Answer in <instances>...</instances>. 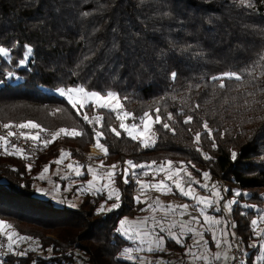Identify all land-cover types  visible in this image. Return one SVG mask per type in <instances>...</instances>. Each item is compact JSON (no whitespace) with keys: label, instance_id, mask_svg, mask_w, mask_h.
<instances>
[{"label":"trees","instance_id":"1","mask_svg":"<svg viewBox=\"0 0 264 264\" xmlns=\"http://www.w3.org/2000/svg\"><path fill=\"white\" fill-rule=\"evenodd\" d=\"M251 2L253 8L240 0H0V46L8 48L11 57L0 56V122L15 125L31 120L54 131L82 130L83 136L57 139L69 147L72 159L82 162L73 148L88 152L95 144L93 126L77 115L59 89L114 91L136 117L128 123H138L145 111L157 106L165 119L166 112H172L175 134L156 124L155 145L145 148L119 129L115 113L98 110L104 127L97 128L105 133L101 143L109 153L100 159L105 165L120 164L118 170L127 160L190 161L192 174L199 177L208 171L212 181L224 182L229 190L224 200L231 199L235 190L249 193L238 197L229 213L237 225L235 232L247 246L255 212L243 205L264 206V91H260L264 88V0ZM25 45L33 48V55L21 66ZM9 71L12 77L7 76ZM173 71L175 80L170 78ZM231 72L243 79H225L224 89L211 79ZM195 104L200 107L194 109ZM84 111L89 117L97 114L91 105ZM185 115L194 117L191 124L183 123ZM204 120L213 129L215 148L202 128ZM109 125L117 127L121 136L110 132ZM197 131L202 133L199 145L193 142ZM232 151L237 153L235 160ZM59 155L58 148L33 162L20 155H0V220L39 241L41 247L30 252L39 264H133L119 258L133 242L115 229L120 219L140 216L144 204L135 202L129 183L124 184L120 176L116 178L120 207L102 214L97 209L106 199L104 194L85 193L74 201L76 188L86 176L76 178L70 191L64 190L68 180L53 178L61 185L59 194H53L55 199L36 191L42 185L39 173L45 165L52 168L55 164L50 162ZM28 164H32L30 171ZM165 247L164 256L171 252V241ZM7 258L29 262V254Z\"/></svg>","mask_w":264,"mask_h":264},{"label":"snow or ice","instance_id":"2","mask_svg":"<svg viewBox=\"0 0 264 264\" xmlns=\"http://www.w3.org/2000/svg\"><path fill=\"white\" fill-rule=\"evenodd\" d=\"M242 5L253 8L255 5L251 0H240ZM24 52L22 58L19 60L21 66L25 65L29 58L33 55V48L30 45L24 46ZM0 56L10 57V50L6 47L0 46ZM264 61V57H261ZM13 72L7 73L8 77H12ZM264 75V73H262ZM177 77L176 72L170 73V78L175 80ZM213 81H219L218 87L220 89L226 88L225 79L241 81L243 76L239 73L231 72L224 73L220 77L213 76ZM3 83V81H0ZM248 83H252L249 81ZM255 86V85H253ZM199 88V85L196 86ZM260 91H264L261 88ZM61 96H67L69 103L74 109H77V115H82V119L89 125L93 126V133L95 138V148L99 149V152L104 156H108V148L105 144L101 143V138L105 133L98 130L104 127V116L99 113L98 110H107L108 112L115 113V118L119 122V129L123 130L134 141H139L145 148L155 145V138L157 133L154 130V126L159 124L163 129L171 131L175 134L176 129L173 126L175 122V116L172 112H166V119L161 114V107L157 106L154 110L145 111L139 118V122L128 123L129 118L135 120V115L127 111L122 103V98L118 93L114 91H107L101 93L98 91H89L84 87L59 89ZM75 94V97L74 95ZM248 96H254L255 93L248 92ZM124 100L127 97L123 98ZM175 99V97H173ZM245 104L248 101L245 100ZM89 105L97 111L96 115L89 117L87 111L81 113L82 109L87 108ZM79 106V107H77ZM199 104L194 105V109H198ZM56 111H61L57 109ZM183 113V109H181ZM194 120L192 115H185L183 119L184 124H191ZM3 128L7 130L6 135H0V148L3 149V153L7 155H20L24 159L29 158V154L25 152L24 148L19 147L16 143H12L9 138L17 137L22 138L24 141H31L34 147H47L53 143L61 134L66 137L75 138L77 136H83L84 132L76 128L68 129L61 127L54 132H49L48 129L43 128L39 123L34 121H26L18 124H3ZM20 129L19 133L12 129ZM202 128L207 133L209 138L213 139V147H216L213 138V129L209 127L207 120L202 122ZM29 129L30 131H24ZM35 130V131H32ZM115 126L109 125V131L116 137L121 136V131ZM192 131L191 128L188 129ZM48 133L47 136L42 134ZM202 133L200 131L195 132L193 136V142L197 145L201 142ZM9 147L12 151H9ZM197 151H202L197 147ZM72 153L68 150L61 149L59 157L50 162L54 163L57 167L52 175H56L61 179L70 181L65 191H70L72 186L77 183L76 178H80L89 175L91 178L86 181L79 182V186L76 188L78 195L85 193H91L93 195L106 194L104 203L99 205L97 209L98 213L111 212L114 209L120 207L121 190L116 186V178L120 176L124 184L130 183V178H134L137 187V195L133 198L137 204L143 203L146 207L141 208V212L149 213L143 217H137L136 219H129L124 217L119 220L118 227L115 229L121 237L126 240L132 241L134 247H124L119 254V258L132 261L133 264H152L144 256H137L135 254L141 252H157L166 251V242L171 240L185 249L184 256L188 257L187 264H264V208L257 205L244 204L245 209L251 208L255 212L254 218L250 220V232L249 242L245 246L242 238H238L235 232L237 225L232 223L227 215L216 216L211 213L225 214L231 213L233 205L237 204L238 197L248 196L249 193H241L239 190L233 192L231 199L224 200L223 192L229 191L227 188L221 189L218 183L211 182L210 172L204 171L201 173L202 180L196 179L192 172L188 171V165L191 162L184 161L174 162L170 159L158 162L153 160L146 163H135L132 160L124 162L126 165L123 169L118 170L117 164L105 165L104 159H99L95 165L92 163L81 164L79 161L71 159ZM233 160L237 158L235 151L231 152ZM205 159H212L208 154H204ZM89 161L97 159L92 155L87 158ZM65 160H69L67 164H64ZM61 165H64V175L61 176ZM174 165H178L174 167ZM154 169V175L151 181H145L141 177L149 175V171ZM29 171L32 168V164L27 165ZM195 168V165H191ZM86 168V173L84 169ZM140 170V171H137ZM50 171V165H45L42 171L39 173L37 179L43 181L48 180V183L52 185L51 189L37 188L36 191L44 195H53L61 191V185L55 183L49 176H46ZM163 173V176L157 180V176ZM170 182V183H169ZM202 189L206 195H201L197 191ZM178 192L180 196L187 198L193 203H167L165 204L160 195L175 194ZM150 190H155L160 195L151 197L149 195ZM143 197V199H142ZM55 199V195H53ZM108 201H115L110 206H106ZM224 201L222 204L221 202ZM60 203H64V200H60ZM71 207H75L74 203L70 204ZM195 212L196 214H193ZM159 213V215H157ZM247 215V213H241ZM187 217V219H185ZM5 229H11V231H5ZM0 235L6 238L7 253H12L17 256H26L29 252L36 251L41 246L39 241L32 236L21 235L18 231L13 229V225L0 220ZM206 235L211 236L212 244L215 247V251L209 246V240ZM191 239V243H186L188 239ZM27 242L28 246L21 250V244ZM33 244L35 245L33 247ZM4 244H0V248H4ZM249 250H255L250 252ZM49 253L52 249H47ZM6 253L0 252V256ZM0 264H3V260L0 259ZM156 264H165L163 260L157 261Z\"/></svg>","mask_w":264,"mask_h":264},{"label":"built area","instance_id":"3","mask_svg":"<svg viewBox=\"0 0 264 264\" xmlns=\"http://www.w3.org/2000/svg\"><path fill=\"white\" fill-rule=\"evenodd\" d=\"M14 131H16L17 133H19V131H21L20 129H12ZM49 132H54V130H51V129H48ZM24 131H30L29 129H25ZM32 131H35V130H32ZM7 133V130H5L3 128V124L0 122V135H6ZM43 136H47L48 133H44L42 134ZM10 141L12 143H16L19 147L21 148H24L25 149V152L27 154H29V158L28 159H25L27 162H33L43 156H46L48 155L54 148H58V149H66V150H69V147L62 144V143H58L57 142V139L54 140L53 143L49 144L46 148L43 147V145H40L38 148L37 147H34L32 142L31 141H24L22 138H18L17 137H11L9 138ZM9 151H12V149L9 147ZM73 151L75 152V154L78 156V158L86 165L88 163H92V164H96L98 163V159H94L93 161H89L87 158L89 155H91L90 151L89 153H82L78 148H73ZM0 155H7V154H4L3 153V149L0 148ZM93 157H96V156H93ZM24 159V158H23ZM123 167H125L126 165L123 163L122 164ZM120 166V164H118V167ZM215 183H218L219 186L221 187V189H224L225 188V184L223 181L221 180H217L215 181ZM129 186H130V194L132 197H135L138 193H137V185L135 184V180L134 178H130V183H129ZM199 194L201 195H206L205 192H199ZM226 195V192H223V196ZM226 201V200H225ZM184 203H193L192 201H184ZM224 203V201L222 202V204ZM195 213V212H194ZM223 215H227V218L230 219V215L229 214H225L223 212ZM231 220V219H230ZM232 222V221H231ZM237 237H239V235L236 233ZM0 244H4L5 247L4 248H0V252H4L6 253L5 255L3 256H0V259L3 260V264H24L22 263L20 260L18 261H14V262H10L9 259L7 258V256L9 255V253H7V249H6V242L4 239H2L0 237ZM22 250V248H21ZM29 254V262L28 264H39L37 262V256L35 254H31L30 252L28 253ZM27 254V255H28ZM20 257H25V256H20ZM44 264H65V263H58V262H44Z\"/></svg>","mask_w":264,"mask_h":264},{"label":"crops","instance_id":"4","mask_svg":"<svg viewBox=\"0 0 264 264\" xmlns=\"http://www.w3.org/2000/svg\"><path fill=\"white\" fill-rule=\"evenodd\" d=\"M72 159V158H71ZM72 160H75V161H77L76 159H72ZM80 163H82V162H80ZM84 171H85V173H86V168L84 169ZM86 176V178L87 179H90L89 177V175H85ZM84 177V176H83ZM198 179H201L202 180V176H199V177H197ZM86 179V180H87ZM85 180V181H86ZM211 182H214V181H210V183ZM194 187H196L197 188V191L198 192H204L202 189H199V187L198 186H195L194 185ZM174 193L175 194H169V195H160V193H157L156 191H154L153 190V192H149V195L151 196V197H156V196H158V195H160V198H161V200L165 203V204H167V202L168 201H170L171 200V203H179V204H183L184 203V201L186 200V201H189L187 198H185V197H182V196H180L179 195V193L178 192H175V189H174ZM143 199V198H142ZM182 202V203H181ZM144 207H146V205L144 204V206H143V208ZM159 213H157V215H158ZM196 214V213H195ZM211 214H213V215H216V216H222V214H219V213H211ZM143 215H145V212H142L141 214H140V216H138V217H143ZM137 218V217H136ZM136 218H134V219H136ZM185 219H187V218H185ZM206 238L209 240V246L212 248V250L213 251H215V247H214V245L212 244V241H211V236L210 235H206ZM169 241H171V240H169ZM132 242V241H131ZM168 242V241H167ZM186 243H191V239L189 238L187 241H186ZM179 247V248H178ZM178 248V250L177 251H173V250H175V249H177ZM181 249V250H180ZM167 250V249H166ZM184 252H185V249L183 248V247H181L180 245H178V244H176L174 241H171V264H173V263H175V264H187V261H188V257H186V256H184ZM143 254H145V256L144 257H146V259L148 260V257L152 260V259H155L156 257H158L159 256V258H160V256H164V254L166 253V251H162V252H152V253H148V252H142ZM162 254V255H161ZM155 262V260H153V263Z\"/></svg>","mask_w":264,"mask_h":264},{"label":"rangeland","instance_id":"5","mask_svg":"<svg viewBox=\"0 0 264 264\" xmlns=\"http://www.w3.org/2000/svg\"><path fill=\"white\" fill-rule=\"evenodd\" d=\"M60 95V94H59ZM74 95V97H75V94H73ZM67 101H68V99H67V96H63ZM69 102V101H68ZM77 107H79V106H77ZM61 136H65L64 134H61ZM60 137V136H59ZM58 137V138H59ZM57 138V139H58ZM92 148L93 149H95L97 152H99V149H97V148H95L94 146H89V148H88V152L87 153H89V151L90 150H92ZM66 150V149H65ZM80 150V149H79ZM82 153H83V151H82V149L80 150ZM95 152V151H94ZM90 153H91V151H90ZM103 157V155L99 152L98 153V155L96 156V158H102ZM98 159V160H99ZM68 162H70L69 160H65L64 161V164H67ZM56 165H54L52 168H50V171H49V173L48 174H46V176H49L52 180H53V178H55V177H57V178H60V177H58V176H56V175H52V173L56 170ZM156 168V166H154L153 167V169H151V170H148V171H150L151 173H152V175H148L150 178H146V177H141L142 179H144L145 181H151V179H152V176L155 174L154 173V169ZM61 169H62V172H61V176H63L64 175V171H63V169H64V165H61ZM189 171V170H188ZM196 179H198L197 177L198 176H196V175H194V174H192ZM163 176V173H160V175H158L157 176V180L158 179H160L161 177ZM89 178H91V177H89ZM87 179V178H86ZM38 181H39V183H41L42 185L40 186L41 188H44V189H51V187H52V185H50L49 183H48V180L47 179H45V180H43V181H41V180H39L38 179ZM68 182H70V181H68ZM170 183V182H169ZM155 191V190H154ZM150 192H153V190H150ZM57 194H59V193H57ZM105 196H106V194H104ZM226 196V195H225ZM143 198V197H142ZM80 199V197H79V195L77 194V192L75 193V196H74V201H78ZM225 200H228V199H225ZM167 203H171V200L170 201H168ZM182 203V202H181ZM112 203H108L106 206H110ZM176 204H179L178 202L176 203ZM262 208H264V206L262 207ZM193 214H195L194 212H193ZM145 215H149V213H146L145 212ZM145 215H143V216H145ZM159 215V214H158ZM185 218H187V217H185ZM129 219H131V218H129ZM5 231L7 232V231H11L10 229H5ZM0 237L2 238V239H4L5 240V242L7 243V241H6V238H5V236H3V235H0ZM129 241V240H128ZM28 243H31V242H27V243H25V244H21V246H20V248H25V247H27L28 246ZM35 245L33 244V247H34ZM135 245H133L132 247H134ZM36 252V251H35ZM158 252H160V251H158ZM167 252V251H166ZM38 253V252H37ZM9 254H12V253H9ZM135 255H137L138 257L139 256H145V254H143L142 252L141 253H138V254H135ZM151 258V257H150ZM149 257H148V261H151L152 262V264H156V262L157 261H160V260H163L164 262H165V264L167 263V261H169V262H171V252H169L167 255H165V256H160V258H159V256L158 257H156L155 259H150ZM122 259V258H121ZM123 260H125V259H123ZM153 260H155V262L153 263ZM125 261H128V260H125ZM129 262H132V261H129Z\"/></svg>","mask_w":264,"mask_h":264},{"label":"bare ground","instance_id":"6","mask_svg":"<svg viewBox=\"0 0 264 264\" xmlns=\"http://www.w3.org/2000/svg\"><path fill=\"white\" fill-rule=\"evenodd\" d=\"M98 153H99V152H97V151H95V152L93 151V152H91V155H92V156H97Z\"/></svg>","mask_w":264,"mask_h":264}]
</instances>
